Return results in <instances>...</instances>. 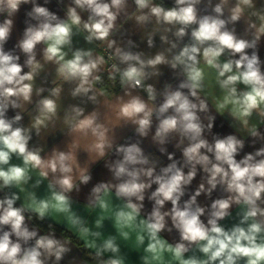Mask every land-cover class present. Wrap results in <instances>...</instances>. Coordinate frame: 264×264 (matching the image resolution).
Segmentation results:
<instances>
[{
  "label": "clouds",
  "instance_id": "clouds-1",
  "mask_svg": "<svg viewBox=\"0 0 264 264\" xmlns=\"http://www.w3.org/2000/svg\"><path fill=\"white\" fill-rule=\"evenodd\" d=\"M0 264H264V0H0Z\"/></svg>",
  "mask_w": 264,
  "mask_h": 264
},
{
  "label": "crops",
  "instance_id": "crops-1",
  "mask_svg": "<svg viewBox=\"0 0 264 264\" xmlns=\"http://www.w3.org/2000/svg\"><path fill=\"white\" fill-rule=\"evenodd\" d=\"M221 123H222V121H220V120L217 121L216 131H219V132H228V131H230V129L227 127V124H224L223 127H220ZM104 175H105V170L103 169L102 165L95 166V168H94L95 179L99 180V179L103 178ZM194 185H195V182H194ZM84 191L86 192L87 189H85ZM81 199H83V197H81ZM201 199H203V198H201ZM59 231H60V229L57 228V234H59ZM73 255H80V253L74 252Z\"/></svg>",
  "mask_w": 264,
  "mask_h": 264
}]
</instances>
